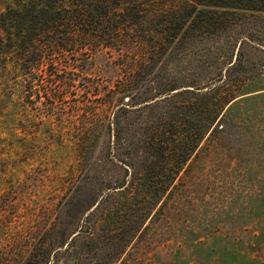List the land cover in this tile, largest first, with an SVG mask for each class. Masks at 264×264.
<instances>
[{
	"label": "trees",
	"instance_id": "1",
	"mask_svg": "<svg viewBox=\"0 0 264 264\" xmlns=\"http://www.w3.org/2000/svg\"><path fill=\"white\" fill-rule=\"evenodd\" d=\"M146 4V0H12L0 11V101L9 103L6 87L11 84H22L29 103L35 102L37 84H42L45 100L61 98L74 79L61 72L72 56L101 48L117 51L124 66L134 67L118 79L106 102L112 111L110 131L102 143L125 173L105 183L91 163L99 135L96 129L81 134L77 143L83 171L51 231L64 248L55 253L53 264L64 258L66 264H127L206 145L216 144L242 159L237 138L246 130L245 119L233 108L264 96L261 75L247 71L252 55L242 36L234 37L230 54L221 57L214 71L195 66L175 85L156 75L147 84L135 78H147L175 49L181 48L183 55L211 50L208 34L245 35L249 25L245 14L264 13V0L163 3L154 15L162 35H124L130 26L153 17L140 15L139 7ZM57 85L63 89L57 90ZM36 96L41 98L39 92ZM79 206L82 222L76 231L69 230L68 216Z\"/></svg>",
	"mask_w": 264,
	"mask_h": 264
},
{
	"label": "rangeland",
	"instance_id": "2",
	"mask_svg": "<svg viewBox=\"0 0 264 264\" xmlns=\"http://www.w3.org/2000/svg\"><path fill=\"white\" fill-rule=\"evenodd\" d=\"M11 1L0 0V11ZM177 2L146 0L147 6L139 7L140 15L153 17L130 26L124 35H162L154 15L163 3ZM252 15L245 14L249 21L245 35L208 34L211 50L200 48L183 55L181 48L175 49L147 78L135 79L147 84L156 75L175 85L195 66L214 71L221 57L230 54L234 37L242 36L245 50L252 55L247 71L261 75L258 81L264 85L260 82L264 81V52L250 47L264 50V13ZM73 59L61 71L74 77L61 98L45 100L44 88L37 84L35 102L29 103L22 84H11L6 87L9 103L0 101V264H53L55 253L64 250L51 231L83 171L77 143L83 132L96 129L99 135L91 163L105 183L125 173L102 143L110 131L112 111V104L106 102L118 79L134 67L124 66L118 52L110 48L86 52L75 65ZM239 104L233 109L242 113L246 125L237 138L241 161L221 146L206 145L127 264H264V96ZM250 132L260 136L254 138ZM79 209L68 216L69 230L76 231L82 222Z\"/></svg>",
	"mask_w": 264,
	"mask_h": 264
}]
</instances>
